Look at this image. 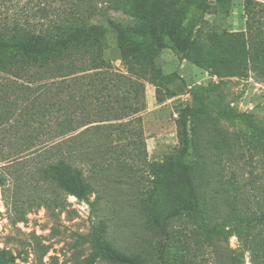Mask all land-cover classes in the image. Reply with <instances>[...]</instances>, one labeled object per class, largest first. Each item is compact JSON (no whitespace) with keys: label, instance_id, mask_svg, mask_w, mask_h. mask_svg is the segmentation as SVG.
<instances>
[{"label":"trees","instance_id":"1","mask_svg":"<svg viewBox=\"0 0 264 264\" xmlns=\"http://www.w3.org/2000/svg\"><path fill=\"white\" fill-rule=\"evenodd\" d=\"M118 1L134 18L131 25H114L122 71L115 70L104 57L107 29L92 23L84 14L93 13L94 0H0V13H16L0 26V191L7 185L16 163H25V158H29L56 188L88 202L93 187L87 167L93 148L101 151L99 154L118 157L127 154L131 146L136 162L127 167L133 170L138 161L143 163L146 149L140 116L136 117L139 127L129 130L128 135H118L124 140L102 151L100 145L111 144L108 137L103 134L102 139L95 140L99 146L92 147L90 129H77L93 121L87 115L85 122L76 121L74 111L64 106L66 100H70L69 104L74 102L76 94L97 98L105 106L99 109V120L95 121L121 120L144 108L145 83L155 85L158 102L164 100L162 86H166L168 98L175 96L177 90L169 86L182 80L175 72L162 73L157 64V56L164 48L172 49L180 60L203 63L220 80L245 78L253 72L264 82V0H243L245 29L238 31L207 28L203 19L212 9L210 0ZM192 12L198 15L192 16ZM25 13L58 14L49 25L38 29L29 25ZM108 86L116 94L105 101L103 90ZM191 95L202 103V93ZM130 98L136 100L134 104ZM203 108L204 104H191L178 111L176 157L149 165L155 186L145 205L146 216L166 239L176 221L198 219L207 203L203 188L208 185L203 171L205 160L198 148V114ZM223 116L238 119L242 114L231 110ZM53 117L52 126L44 124ZM250 131V136H242V140L250 151L264 153V130L252 126ZM42 136L41 143L34 144ZM223 230L211 232L232 235V228ZM75 243V249L78 244H87L88 251L73 253L70 264H97L101 260L111 264H147L140 255L115 250L97 232L78 236ZM155 250L156 264L185 263L182 253L171 250L166 241L159 242ZM176 256H180V262ZM14 261L12 255L0 249V264Z\"/></svg>","mask_w":264,"mask_h":264},{"label":"rangeland","instance_id":"2","mask_svg":"<svg viewBox=\"0 0 264 264\" xmlns=\"http://www.w3.org/2000/svg\"><path fill=\"white\" fill-rule=\"evenodd\" d=\"M210 1L212 9L203 19L208 29H245L243 0ZM13 14L16 13H0V26ZM57 14L24 15L29 25L39 29L49 25ZM84 14L92 23L102 24L107 29L104 57L115 70L122 71L114 25H131L133 16L123 10L118 0H94L93 13ZM157 64L162 73L175 72L182 82L169 86L177 90L171 98L167 97L166 86H162V102L156 99L155 85L145 83V106L138 114L121 120L95 121L99 120L96 117L105 104L100 103L101 99L81 98L79 94L71 104L66 100L64 106L74 111L76 121L85 122L86 115L93 121L77 129V132L86 127L90 129L92 147L99 146L95 140L102 139L103 134L108 137L111 144L100 145L102 151L112 149L123 139L118 135H128L129 130L139 127L136 117L140 116L146 149L143 163L138 161L133 170L127 167L136 162L128 145L127 154L118 157L99 154L101 151L93 148L87 167L93 187L88 202L78 201L48 182L34 160L25 158V163L17 162L13 167L7 185L0 191V249L14 257V264L54 261L70 264L73 253L88 251L87 244L74 248L78 236L95 232L115 250L140 255L147 264L157 263L155 248L162 241L174 252L182 253L183 264H264V153L250 151L242 140V136H250L252 126L258 131L264 130V82L253 72L245 78L220 80L203 63L180 60L170 48L160 51ZM194 92L202 93V103L193 100ZM103 93L107 95L102 98L105 101L116 94L109 86ZM135 101L129 99L131 104ZM191 104H204L198 114V148L200 157L205 160V170H202L208 181L203 187L207 203L198 219L187 217L176 221L166 239L147 220L145 205L155 186L148 170L149 165L176 157L179 149L177 114L182 107ZM231 110L242 116L238 119L223 116ZM54 123V117L44 121L49 126ZM97 126L102 128L97 130ZM43 139L44 136L36 138L34 144L39 145ZM19 217L24 218L17 220ZM229 228L233 230L229 236L211 232ZM179 257H175L177 262H180ZM97 264L111 263L101 260Z\"/></svg>","mask_w":264,"mask_h":264}]
</instances>
